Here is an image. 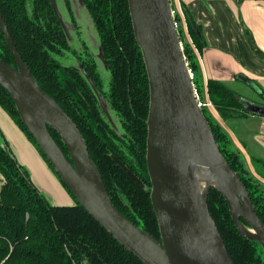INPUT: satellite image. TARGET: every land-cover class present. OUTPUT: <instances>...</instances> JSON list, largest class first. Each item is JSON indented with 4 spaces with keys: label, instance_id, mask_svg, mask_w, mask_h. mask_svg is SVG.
<instances>
[{
    "label": "trees",
    "instance_id": "16d2710c",
    "mask_svg": "<svg viewBox=\"0 0 264 264\" xmlns=\"http://www.w3.org/2000/svg\"><path fill=\"white\" fill-rule=\"evenodd\" d=\"M96 31L101 56L109 73L108 91L93 62L86 59L78 70L59 58L69 49L63 26L51 0H0V14L22 61L41 90L52 98L81 132L115 208L138 228L160 239L158 223L150 201V179L146 169L149 86L142 54L133 34L127 0H80ZM68 6V0H65ZM191 44L201 51L200 27L181 5ZM181 31V30H180ZM182 39V38H181ZM184 40V39H183ZM183 55L197 80L199 66L190 44ZM0 60L15 67L14 59L0 31ZM207 95L223 120H241L248 113L239 94L224 84L209 80ZM118 115L121 130H115L104 115L100 100ZM0 107L35 146L54 173L35 140L22 123L10 95L0 86ZM220 152L237 175L264 222V193L259 192L239 150L226 132L201 109ZM48 131L69 160L58 134ZM5 146L0 147V264H142L120 246L74 200L72 206H57L32 183ZM255 167L259 159H250ZM255 171L260 174L258 167ZM135 177L133 180L130 175ZM214 222L233 264H264V250L235 228L228 205L214 188L207 197ZM242 221V220H241ZM244 225L246 223L242 221Z\"/></svg>",
    "mask_w": 264,
    "mask_h": 264
},
{
    "label": "water",
    "instance_id": "95a60500",
    "mask_svg": "<svg viewBox=\"0 0 264 264\" xmlns=\"http://www.w3.org/2000/svg\"><path fill=\"white\" fill-rule=\"evenodd\" d=\"M127 1L149 86L146 169L159 240L115 208L81 132L38 86L13 45L1 14L0 31L15 67L0 60V86L12 98L28 133L77 204L142 264H233L208 212L212 188L226 201L241 236L264 250V222L220 152L195 99L170 0ZM241 103L247 112L264 116V108ZM48 128L60 137L69 160ZM205 177L209 183L200 190L199 178Z\"/></svg>",
    "mask_w": 264,
    "mask_h": 264
},
{
    "label": "crops",
    "instance_id": "0c3cea01",
    "mask_svg": "<svg viewBox=\"0 0 264 264\" xmlns=\"http://www.w3.org/2000/svg\"><path fill=\"white\" fill-rule=\"evenodd\" d=\"M173 2L180 7L184 5L201 29L204 44L202 50L197 51L193 45L191 48L199 66V88L206 101H209L207 82L212 80L243 95L246 98H241L243 103L264 108V0ZM182 27L187 41L191 43L184 17ZM209 112L214 121L228 133L234 146L243 153L246 162L250 163L248 154L251 153L254 159L261 161L259 165L264 167V116L250 113L241 120L225 121L214 108ZM0 145L5 146L16 162L29 171L32 183L51 204L56 205L42 186H46V190L58 202H67L62 198L52 171L49 172L50 168L35 146L1 107ZM2 182L0 175V187Z\"/></svg>",
    "mask_w": 264,
    "mask_h": 264
},
{
    "label": "rangeland",
    "instance_id": "374dc122",
    "mask_svg": "<svg viewBox=\"0 0 264 264\" xmlns=\"http://www.w3.org/2000/svg\"><path fill=\"white\" fill-rule=\"evenodd\" d=\"M51 1L53 2L54 6H56L57 13L62 21L64 32L67 38V42L69 44V49H67L64 52V54L59 58V61L64 65H67L69 67H72L78 70L82 69V64L86 59L93 62L94 65L96 66V69L102 81V91L106 93L108 91V86H109V73H108L106 64L104 63L102 59L100 46H99V40H98L96 31L94 29L90 16L88 15L87 11L83 7L80 0H68V6H66L65 0H51ZM187 39L188 38H185V41L191 46L192 44L189 43ZM197 82L199 86L200 85L199 79L197 80ZM202 94L198 92V95L200 98L199 100L205 103L207 101L203 97ZM239 97L240 99L241 98L246 99L243 95H240V94H239ZM100 105L104 112L105 117L110 122L111 126L117 131L121 130L120 124L118 121V115L115 112H113V110H111L110 107H108L106 100L103 101V99H101ZM212 107L210 108L204 107L203 109H205L206 112L210 114L209 110H213ZM221 130L226 132L222 127H221ZM226 134L228 135L227 132ZM228 138L231 141V145H234L229 135H228ZM0 147H2V145H0ZM4 149L7 151L5 147ZM248 151L250 150H247V152ZM240 153H241V156H243L244 158L243 153L242 152ZM248 155L250 159L253 158L251 156V153H249ZM245 165L248 168L249 174H250L248 175V177L246 174L245 175L246 178L247 179L251 178L250 180H252L253 183L256 185L257 189L259 190L257 194H259L260 192L264 193V167L259 165V163L255 165V167H258V169L261 172L260 174H258L255 171V167L252 165L251 160H250V163H247L245 160ZM26 171L30 178L29 171L28 170ZM49 172H51L50 169H49ZM51 174L54 178L56 185L58 186V191L61 193V196L62 198H64V201L66 200L67 202L66 203L58 202V200L52 197V194H50V192L46 190L48 189L46 186H42L46 188L44 189V191H46L50 195V197L52 198L54 203H56L57 206L74 205V200L63 189V187L61 186V183L59 182L55 174H53L52 172ZM2 181H3V178H2Z\"/></svg>",
    "mask_w": 264,
    "mask_h": 264
},
{
    "label": "built area",
    "instance_id": "2783aa9c",
    "mask_svg": "<svg viewBox=\"0 0 264 264\" xmlns=\"http://www.w3.org/2000/svg\"><path fill=\"white\" fill-rule=\"evenodd\" d=\"M170 6H171L170 9H171V17L173 20V25H174V28H175L177 35H178L180 49L183 52L184 44L186 42L185 38H187L185 29L183 30V27H182V25H183V13H182L181 7L177 3L173 2V0H170ZM186 64H187V62H186ZM187 68H188V72H189V75H190V78H191V81L193 84L194 75H193L192 71L189 69L188 64H187ZM193 89H194V96H195V99L197 101L199 108L203 109L204 107H209V108L212 107V105L209 101L203 103L199 100L200 98H199L198 92H197L194 84H193Z\"/></svg>",
    "mask_w": 264,
    "mask_h": 264
},
{
    "label": "bare ground",
    "instance_id": "6f19581e",
    "mask_svg": "<svg viewBox=\"0 0 264 264\" xmlns=\"http://www.w3.org/2000/svg\"><path fill=\"white\" fill-rule=\"evenodd\" d=\"M199 187L200 190H203V188L209 183V179L207 177L205 178H199ZM249 233H253L251 230H247Z\"/></svg>",
    "mask_w": 264,
    "mask_h": 264
},
{
    "label": "flooded vegetation",
    "instance_id": "af4514ba",
    "mask_svg": "<svg viewBox=\"0 0 264 264\" xmlns=\"http://www.w3.org/2000/svg\"><path fill=\"white\" fill-rule=\"evenodd\" d=\"M51 2H52V1H51ZM52 5H53V7H54V10H55V12H56V15L58 16V18H59V20H60V22H61V24H62V21H61L59 15H58V13H57V10H56V6H54L53 2H52ZM62 26H63V24H62ZM63 29H64V27H63Z\"/></svg>",
    "mask_w": 264,
    "mask_h": 264
}]
</instances>
